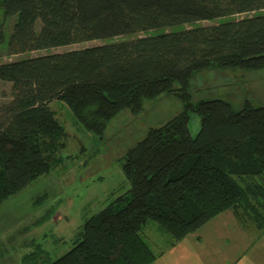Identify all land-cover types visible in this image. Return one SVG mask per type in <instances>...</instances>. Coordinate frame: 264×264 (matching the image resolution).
Segmentation results:
<instances>
[{
  "label": "trees",
  "instance_id": "16d2710c",
  "mask_svg": "<svg viewBox=\"0 0 264 264\" xmlns=\"http://www.w3.org/2000/svg\"><path fill=\"white\" fill-rule=\"evenodd\" d=\"M0 9L15 16L7 55L47 51L0 63V81L11 84L0 104V203L61 164L67 133L51 102L100 139L124 111L139 117L163 97L181 104L122 155L127 192L48 264H153L139 234L149 220L171 246L226 211L264 230V104L195 99L191 87L204 71L264 69V0H0ZM90 41L102 43L48 52ZM45 257L33 245L23 263Z\"/></svg>",
  "mask_w": 264,
  "mask_h": 264
},
{
  "label": "rangeland",
  "instance_id": "374dc122",
  "mask_svg": "<svg viewBox=\"0 0 264 264\" xmlns=\"http://www.w3.org/2000/svg\"><path fill=\"white\" fill-rule=\"evenodd\" d=\"M14 18L3 19L0 9L5 36L0 48V63L46 54L47 51L41 50L7 55L4 45ZM207 24L201 22L198 25ZM101 43L90 41L52 48L48 52H65ZM191 87L195 99L221 98L234 107L240 106L244 99L257 105L264 104V69L256 72L235 69L204 71L192 78ZM10 92L11 84L0 81V104L10 99ZM49 106L67 133L65 148L61 151L63 160L48 174L38 177L0 203V264H23L21 258L32 248V241L40 244L47 253L41 264H48L67 253L83 223L127 192L129 185L121 169L122 155L143 138L148 127L161 125L181 109L176 99L163 97L147 105L139 117H132L124 111L107 125L100 139L80 126L62 103L53 101ZM188 128L191 137H196L199 118L194 113L189 114ZM212 222L210 225L213 226L215 221ZM246 224L248 229L255 231L253 224ZM210 225L201 231L202 244H198V239L193 243L194 249H199L202 254L205 252L209 264H218L221 260L232 264V259L254 244L251 234L240 229L238 232L233 230L235 236L232 240L215 238L218 234ZM233 226L242 228L245 225L234 221L229 229H234ZM139 234L158 258L166 255L172 247L171 236L154 221H147ZM190 260L197 262L196 258Z\"/></svg>",
  "mask_w": 264,
  "mask_h": 264
},
{
  "label": "crops",
  "instance_id": "0c3cea01",
  "mask_svg": "<svg viewBox=\"0 0 264 264\" xmlns=\"http://www.w3.org/2000/svg\"><path fill=\"white\" fill-rule=\"evenodd\" d=\"M224 213H227V214H224ZM212 221H215L213 226L212 224L210 225V223H213ZM234 221L235 223L238 222L236 218L233 216L232 212L226 211V212L219 214L217 217H215L214 219H212L211 221L203 225L196 232L185 236L183 239H181L176 244H174L169 249L166 255H161L159 258L157 257V259L155 260L153 264H209V260L205 258V255H206L205 252L204 254H202V252H200L199 249H194L195 239L200 240L198 241V244H202L201 241H202L203 236H202L201 231L205 227H208V225L215 227L213 229L218 234L215 236V238L223 237L224 239L230 238L232 240L233 237L235 236L233 234L234 231L238 232L239 231L238 229H240L242 231H245V234H251L252 238L255 240L254 244H251L247 248H245L239 257H237L236 259H232V260L230 259L233 262L232 264H264V230L260 232V231H257L253 227L255 231H251L250 229H248L249 227H247L246 225L243 226L242 228H239L240 226L239 227L233 226L234 229L232 228L230 230L229 225L234 223ZM30 245L32 246V248L28 249V251L22 256L21 258L22 263H23V257L26 254H28L30 250L33 249V245H38V244L32 241L30 242ZM254 245H255L254 249L252 251H249V249H251V247H253ZM198 253H201V256L200 254L198 255ZM192 258H196L197 262H194V263L191 262L190 259ZM219 262L218 264H226L222 260Z\"/></svg>",
  "mask_w": 264,
  "mask_h": 264
}]
</instances>
